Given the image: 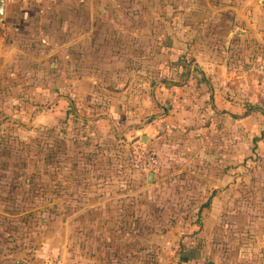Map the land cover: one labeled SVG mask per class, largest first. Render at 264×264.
I'll return each mask as SVG.
<instances>
[{
	"label": "rangeland",
	"instance_id": "1",
	"mask_svg": "<svg viewBox=\"0 0 264 264\" xmlns=\"http://www.w3.org/2000/svg\"><path fill=\"white\" fill-rule=\"evenodd\" d=\"M260 1L258 9L264 12V0ZM122 6L128 13L143 9L138 0H124ZM128 13L118 16L121 19L117 21L124 24L127 32L132 27ZM96 21L100 27L102 20ZM261 23L260 35L248 32L232 38L229 45H210V53L225 60L230 71V79L224 77L213 97L219 115L211 118L210 132H203L198 117L195 126L188 124L195 129L191 138L183 131L181 143L160 144L152 149L161 161L154 173L164 174L180 167L182 172L176 173L183 177L176 182L175 178L159 179L154 186L147 182L145 172L135 167L136 161L140 163L144 154L151 153L150 142L139 138L141 132L128 128L137 123L133 119L123 121L120 113L114 118L108 103L102 105L104 100L97 98L89 107L90 101L85 98L88 96L83 94L94 91L95 85L93 88L77 80L74 92L68 90L70 96L64 92L74 100L73 106L67 99L58 104L47 86L52 83L61 84L63 90L67 87L62 79L51 78L45 64L39 65L37 80L33 66L26 68L22 64L16 68L17 74L11 73L12 66L4 67L0 74V264L9 258L27 264H40L46 259L56 264H104L95 238L105 236L108 242L115 237L109 235L121 221L126 225L123 235L135 236L139 250L134 245L129 255L111 262L108 258L107 264H151V246L158 248L156 263L181 264L180 257L186 252L178 251L177 242L172 247L158 235L165 234L159 224H153L151 232V224L147 226L144 221L159 201H175L181 216L175 223L166 224V230L175 237L195 233L196 226L187 222L195 219L199 206L211 194L208 188L213 182L209 179L212 167L214 172L224 171L216 186L223 188L218 200L220 223L214 232L218 238L229 233V239L218 240L217 253L212 255L215 264H238L240 250L251 253V249L250 255L255 257L244 263L264 264V189L258 190L261 183L250 182V176L256 179L264 175V17ZM143 25L139 31L146 29ZM98 31L99 28L92 33L97 44L91 46L97 53L93 57L97 66H85L84 59L75 66L81 71L89 69L88 75L93 74L98 84L114 87L123 75L116 73L122 69L120 66L101 64L104 60L103 56L100 59L102 49L98 45H140L139 50H117L121 56L124 54L125 62L132 52L137 53L134 57L138 61L151 58V50L144 47L151 45V34L135 40L125 31H111L105 36ZM217 36L220 42L225 37L223 33ZM104 37L108 39L101 44ZM66 67L58 68L66 72ZM141 68L146 67L140 65ZM204 107L207 106H196L197 116L206 113ZM71 108L76 111L70 112ZM227 171L237 175L230 194L227 189L232 180ZM177 182L181 185H172ZM175 188L180 191L174 192ZM134 200L137 203L132 204ZM250 215L257 217L253 226H248ZM183 216H188L185 223ZM151 233L155 235L152 238Z\"/></svg>",
	"mask_w": 264,
	"mask_h": 264
},
{
	"label": "crops",
	"instance_id": "2",
	"mask_svg": "<svg viewBox=\"0 0 264 264\" xmlns=\"http://www.w3.org/2000/svg\"><path fill=\"white\" fill-rule=\"evenodd\" d=\"M138 1L143 9L128 13L122 6L124 0H5L3 22L0 26V74L7 66H12L11 73L17 74L19 71L16 68L20 69L23 64L26 68L34 67V76L37 80L40 79L38 67L40 64H45L47 70L51 71V78L53 77L55 81L62 79L67 87V90H63L60 87L61 84L53 85L52 83L47 86V92L49 91L55 99H58V104L69 100L66 93L70 96L72 93L68 90L74 92L75 89L72 87L77 80L81 83L87 82L93 88L95 85L94 91L90 89V92H84L83 95L88 96V98L85 97L86 100L90 103L97 98L104 100L102 105L108 103V110L114 118L120 113L122 116L119 115V117L123 121L127 119L136 121L137 123L129 125L128 128L137 134L141 132L139 138L147 139L151 149L158 148L160 144L181 143L179 137L181 132L184 133L183 131L186 132L185 136L191 138L190 134L195 129L188 124L195 126L198 117L203 132H210L211 118L219 115L218 109L213 106V97L218 92L217 87L221 85L224 77L228 76L227 79H230V71L225 60L215 58L209 51L210 45H229L232 38L243 36L248 32L260 35L264 12L258 8L262 5V1ZM127 13L130 15L132 26L128 32L127 29L124 30V24L117 22L121 19H118V16L124 17ZM141 17H143L142 21ZM96 20H102L100 27ZM140 24H145L143 26L146 29L139 31ZM97 28H99L98 32L104 36L111 31L117 34L126 32L130 33L135 40H139L140 35L144 37L151 34V45H144L151 50V58L138 61L139 58L134 57L137 53L132 52L127 54L131 58L125 62L124 54L121 56L117 50L123 51V48L139 50L140 45H129V47L98 45V48L102 49L99 54L100 59L103 56L104 60L101 64L120 66L122 69L116 73L123 72L121 79L114 83V87L109 88L107 85L98 84L93 74L88 75L89 69L81 71L75 68L76 62L83 59L85 66H90L91 69L92 65L97 66L96 60L93 59L97 53L91 50V46L97 44L92 39V33ZM107 28L111 31L108 32ZM218 33L225 35L222 42L218 39ZM107 39L102 38L101 44H105ZM110 48V53L104 54L103 51ZM184 53L193 57L187 66V71L181 61V55ZM111 59L113 61L109 62ZM61 65H67L66 68L73 69L74 72L60 71L58 67ZM140 65L146 68L139 69ZM74 95L76 96L75 93ZM202 105L207 106L203 110L206 113H200L201 116H197L196 106ZM147 115L152 116L151 120L143 122ZM184 124L186 128L183 127ZM177 136L178 139H176ZM178 170L181 168L174 167L164 174L153 173L151 186L157 185L159 179L179 177L180 173H176ZM213 170L212 167L209 176L213 182H209L208 188L212 200L200 212L202 228L184 237L181 234L175 237L168 231L161 235V238L166 243H171L172 247L181 240L188 242L199 240L203 245L196 252L200 256L209 255L207 259L215 264L212 255L217 253L218 249L210 242L220 238L217 237L214 228L220 223L218 218L221 203L218 200L220 188L223 187L216 186H219L218 182L224 171L220 174ZM144 174L146 176L147 172ZM227 174L229 180H232L228 182L227 192L230 194L232 188L236 186L237 175L229 171ZM250 182L253 185V181ZM233 217L236 216L233 215ZM253 223V220L250 221L248 226ZM193 225L196 226L194 223L189 224V226ZM197 228L196 226L195 229ZM225 237L229 239V233ZM255 238L254 236V240ZM252 251L251 249V254ZM244 253L248 254V251ZM250 257L255 256H241L240 250L236 259L238 264H245L244 262Z\"/></svg>",
	"mask_w": 264,
	"mask_h": 264
},
{
	"label": "trees",
	"instance_id": "3",
	"mask_svg": "<svg viewBox=\"0 0 264 264\" xmlns=\"http://www.w3.org/2000/svg\"><path fill=\"white\" fill-rule=\"evenodd\" d=\"M144 9H146V8L144 7ZM222 39H224V37H222ZM188 56H190V57H188ZM192 58L193 57L191 55H188L187 53H184V54L181 55V61L184 64L182 66L186 67V69H185L186 71H187V66L191 62ZM69 102L71 103L70 105L73 106L74 100H72V99L70 100L69 99ZM92 104L93 103H90L89 107H91L90 105H92ZM98 105H100V103H98ZM69 110H70V112L76 111L75 108H71ZM151 118H152V116L147 115L145 117V119L143 120V122H148L149 120H151ZM182 178L183 177H180V176L176 177L174 182H176L177 180L182 179ZM251 179H252V181H257V182L262 184L259 188H258V186L256 187V188H258V190L264 189V175L259 176V177L257 176L256 179H254V177H252ZM172 185L176 187V185H181V184L177 182V183H173ZM179 191L180 190H177L176 188L174 190V192H179ZM211 200L212 199H211V194H210V196H208L206 198V200L203 201V203H201V205L199 206L198 212L196 214L195 219L188 220L189 221V222H187L188 224L194 223L198 227L197 229H195L194 232H198L202 228V220H200V217H201L200 212H201V209L203 207L208 206L209 203H211ZM135 203H137L136 200H134V202L132 204H135ZM176 203L177 202H175V201H171V202L163 201L162 203H160V201L158 202L157 206L154 207V212L151 213V215L147 219H145V221H144L145 224H147V226L149 224H151V232L152 231L154 232V229L152 228V226L155 223H157L161 227H163V231L165 233L169 231V230H166L167 228L165 227V225L166 224L175 223L176 222V218L181 216L180 215V212H181L180 209L175 208ZM135 209H138V207L135 208ZM173 211H174V213H173ZM199 215H200V217H199ZM181 218L182 219L184 218L183 222L185 223L187 218H188V216L187 217L183 216ZM249 218H250V221L253 220L254 223L257 220L256 216L252 217L250 215ZM132 220H134V219H132ZM134 221L136 223L138 221V219L134 220ZM125 226H126L125 222H122V221L119 222L117 224L116 228H115V231L113 230V233L111 235H109V238H110V236L112 237L114 235H115V237H112L111 239H109L108 242H106L105 236L104 237H100L99 236V237L95 238L96 241L99 240V245L96 246V247H97V249L100 250L99 259L104 264H107V262H108L107 260H109L108 258H110V262H111V261H113V259L123 258L126 255H129L131 253V251L132 252L134 251V245H135V250H137V251L139 250V242H138V240H137V238L135 236H129L128 237V236H124L123 235L125 233V229H124ZM251 226H253V225H251ZM153 234L154 233H151V238L155 236ZM163 234L164 233H161V234H158V235L161 236ZM224 237L225 236L222 235V238H219V240H224ZM225 239H226V237H225ZM218 242L219 241L217 239V241H215V240L211 241L210 244L212 246H214L216 249H218V246H217ZM123 245H129V247L128 246L125 247ZM177 245H178V251L186 252L185 255H182L180 257V260H183V262H185L186 264H206V262L208 260L207 257L206 256H202V255L200 256L199 253L196 252V251H198V248H201L202 245H203V243L200 242L199 240H195L193 242H188L186 240L185 241L181 240V241H178ZM157 250H158V248H156L154 246H151V264H158L154 260L156 258V255H157L156 254ZM101 253H102V255H101ZM250 254L251 253L246 254V253L243 252V253H241V256H243V255H245V256L249 255L250 256ZM105 255H106V257H105ZM129 257H133V256H129Z\"/></svg>",
	"mask_w": 264,
	"mask_h": 264
},
{
	"label": "built area",
	"instance_id": "4",
	"mask_svg": "<svg viewBox=\"0 0 264 264\" xmlns=\"http://www.w3.org/2000/svg\"><path fill=\"white\" fill-rule=\"evenodd\" d=\"M160 164H161L160 158L151 149V153H147L143 155V158L140 163L138 161L135 162V167L137 169L144 171L145 173L148 171L154 173L160 168ZM40 264H56V263L51 259H46Z\"/></svg>",
	"mask_w": 264,
	"mask_h": 264
},
{
	"label": "water",
	"instance_id": "5",
	"mask_svg": "<svg viewBox=\"0 0 264 264\" xmlns=\"http://www.w3.org/2000/svg\"><path fill=\"white\" fill-rule=\"evenodd\" d=\"M4 6H5V0H0V26L3 22ZM146 176H147V182L151 183L153 173L151 171H148ZM2 264H27V263L21 259H18V258H9V259L3 260ZM206 264H214V263L212 260H208Z\"/></svg>",
	"mask_w": 264,
	"mask_h": 264
}]
</instances>
